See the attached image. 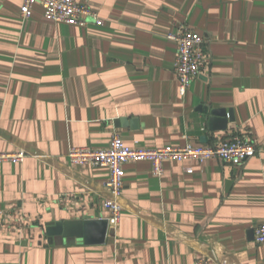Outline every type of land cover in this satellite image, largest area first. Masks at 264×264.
<instances>
[{
  "label": "crops",
  "instance_id": "1",
  "mask_svg": "<svg viewBox=\"0 0 264 264\" xmlns=\"http://www.w3.org/2000/svg\"><path fill=\"white\" fill-rule=\"evenodd\" d=\"M98 18L85 27L53 23L37 4L0 0V264H264L253 227L264 222V0H77ZM189 29L208 54L187 93L177 91L178 42ZM231 111L211 131L208 111ZM252 139L241 166L219 159L124 164L114 197L106 166L72 165L71 146L109 147L119 133L139 148ZM185 135L189 136L186 138ZM102 244L49 242L48 222L107 219Z\"/></svg>",
  "mask_w": 264,
  "mask_h": 264
},
{
  "label": "built area",
  "instance_id": "2",
  "mask_svg": "<svg viewBox=\"0 0 264 264\" xmlns=\"http://www.w3.org/2000/svg\"><path fill=\"white\" fill-rule=\"evenodd\" d=\"M39 4L43 9L44 18L53 23H67L85 27L91 19L97 23L102 20L87 4L77 0H23L21 16L24 21L32 16L34 7ZM170 38L178 42V55L175 65L177 77V91L184 96L193 80L198 78L207 64L206 38L198 32L184 29L173 34ZM186 138L189 136L185 135ZM258 149L251 138L240 133H234L217 144L195 146L188 141L184 146H164L152 149L132 147L126 145L119 133L112 137L109 147L97 149L88 146H71L67 157L72 165L106 166L109 168V178L105 185L114 197H120L124 191V164L130 161H149L153 173L161 176L164 172V162L171 160L182 162L197 160L205 162L219 159L234 166H241L254 157ZM24 152L14 154H0V160L22 161ZM105 208L109 211L107 218L110 225H116L121 217L122 206L114 200L105 201ZM255 241L264 244V222L253 227ZM194 264H228L226 260L198 258Z\"/></svg>",
  "mask_w": 264,
  "mask_h": 264
},
{
  "label": "water",
  "instance_id": "3",
  "mask_svg": "<svg viewBox=\"0 0 264 264\" xmlns=\"http://www.w3.org/2000/svg\"><path fill=\"white\" fill-rule=\"evenodd\" d=\"M209 115L208 125L211 131L226 130L229 122L235 118L231 111L224 109L207 110ZM45 232L49 242L68 243L74 242L76 238L83 239L86 244H102L110 233L107 219H77L68 221L48 222L45 224Z\"/></svg>",
  "mask_w": 264,
  "mask_h": 264
}]
</instances>
